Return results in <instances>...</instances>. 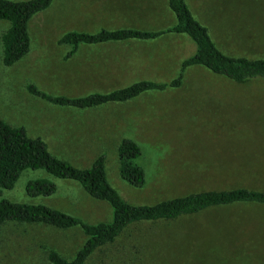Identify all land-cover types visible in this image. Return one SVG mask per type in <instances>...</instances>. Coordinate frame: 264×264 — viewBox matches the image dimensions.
<instances>
[{"label":"rangeland","instance_id":"1","mask_svg":"<svg viewBox=\"0 0 264 264\" xmlns=\"http://www.w3.org/2000/svg\"><path fill=\"white\" fill-rule=\"evenodd\" d=\"M185 1L223 53L264 57V0ZM103 2L52 0L29 19V50L12 65L2 63L0 42V118L24 127L30 137L40 136L53 155L77 167H88L103 153L109 184L132 204H153L208 189L264 190V96L245 97L259 102L232 107L237 118L228 119L227 108L214 106V97L203 95L219 88L264 94V78L236 83L195 65L185 69L177 88L149 90L125 102L83 109L54 106L26 91V84L32 83L51 95L76 97L95 83L75 73V53L65 58L71 46L57 39L67 31L92 33L127 26L156 30L175 22L167 0H162L161 15L150 23H144L142 15L112 11ZM7 25L0 20V36ZM174 35L160 39L177 42L180 55L193 54L192 40L185 34ZM179 63L157 76L170 80ZM122 138L140 147L138 161L145 173L140 188L118 174L116 148ZM250 158L258 164L240 166ZM35 176L50 178L55 192L26 196L23 185ZM2 195L42 203L89 223L109 220L111 215L106 202L90 197L75 181L41 170H26ZM84 240L78 227L6 222L0 228V264H47L46 247L71 258ZM83 264H264V204L217 205L172 220L132 223Z\"/></svg>","mask_w":264,"mask_h":264},{"label":"trees","instance_id":"2","mask_svg":"<svg viewBox=\"0 0 264 264\" xmlns=\"http://www.w3.org/2000/svg\"><path fill=\"white\" fill-rule=\"evenodd\" d=\"M51 2L0 0V20L8 23L0 36L2 63L5 66L17 62L28 52V21ZM167 5L175 16V22L170 26L156 30L126 27L102 28L92 33L67 31L57 42L71 46V51L65 55L68 58L81 43L152 40L163 35L185 34L194 43L195 50L181 60L177 75L169 81L139 80L106 93L94 92L76 97L51 95L32 83L26 84V91L54 106L83 109L125 102L149 90L177 88L181 85L185 69L195 65L236 83L264 78V57L248 58L223 53L210 38L207 28L193 16L185 0H167ZM116 151L120 178L135 188L142 187L145 173L138 161L141 154L139 145L130 138H122ZM26 170H41L56 178L75 181L90 197L107 203L111 213L109 220L89 223L42 203L13 201L4 197L3 190L12 189ZM55 189L54 182L45 176L28 178L23 185L25 195L30 198L49 196ZM235 203L264 204V190L247 187L208 189L162 199L153 204L129 203L109 184L103 153L97 155L88 167H77L53 155L40 136L30 137L24 127L10 125L0 118V228L6 222L41 223L58 229L78 227L85 236L83 244L71 258L46 247L47 264H83L97 248L113 242L132 223L172 220L196 214L208 207Z\"/></svg>","mask_w":264,"mask_h":264},{"label":"crops","instance_id":"3","mask_svg":"<svg viewBox=\"0 0 264 264\" xmlns=\"http://www.w3.org/2000/svg\"><path fill=\"white\" fill-rule=\"evenodd\" d=\"M102 4L108 5L112 11L117 13H130L137 17L142 15L144 23L157 20L162 10V0H140L139 4L136 3V0H104ZM165 36L169 35L152 40L129 39L79 44L73 52L76 54L75 73L82 75L84 80L89 78L91 81H95L88 91L79 95L83 96L94 92L106 93L139 80L162 81L157 76L158 72L162 73L164 70L170 69L173 64L178 65L180 59L186 58L184 55H180L177 42L169 43L160 39ZM176 43L177 45H175ZM145 69L149 70L141 72ZM148 71L151 75L147 74ZM261 91L263 90L219 88L207 90V93L203 95L214 97L212 100L214 106L227 108L226 118L231 119V117L237 118L231 111L232 107L242 108L244 104L259 102V100H247L245 97L264 96V94L255 93ZM243 162L247 163L241 164V167H254L258 164L253 161V158Z\"/></svg>","mask_w":264,"mask_h":264}]
</instances>
